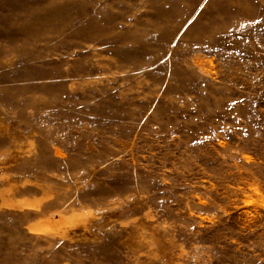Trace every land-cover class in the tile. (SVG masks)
Returning <instances> with one entry per match:
<instances>
[{
  "label": "rangeland",
  "instance_id": "374dc122",
  "mask_svg": "<svg viewBox=\"0 0 264 264\" xmlns=\"http://www.w3.org/2000/svg\"><path fill=\"white\" fill-rule=\"evenodd\" d=\"M0 264H264V0H0Z\"/></svg>",
  "mask_w": 264,
  "mask_h": 264
}]
</instances>
